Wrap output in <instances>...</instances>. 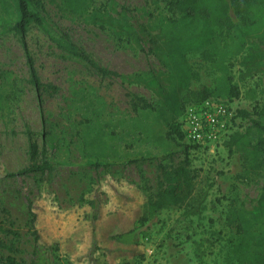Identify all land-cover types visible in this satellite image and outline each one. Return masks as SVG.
<instances>
[{
    "label": "rangeland",
    "instance_id": "374dc122",
    "mask_svg": "<svg viewBox=\"0 0 264 264\" xmlns=\"http://www.w3.org/2000/svg\"><path fill=\"white\" fill-rule=\"evenodd\" d=\"M103 1L94 0V4L99 6ZM172 1L117 0L119 6L128 9L134 24L146 23L149 14L177 17ZM39 5L44 7L53 30L66 33L99 66L126 76L163 70L153 56L118 43L108 30L60 18L47 0H40ZM229 16L234 24L243 21L233 9ZM25 42L38 79L55 85L58 92L51 96L36 91L28 82L27 61L19 38L13 33L0 34V75L9 72L13 78L8 81L0 77V175L19 173L30 166L31 143L37 148L35 161L38 164L44 159L49 161L51 170L14 178L0 176V243L14 246L12 255L25 264H77L45 230L41 231L42 241L35 245L25 226L26 199H34L38 209L63 216L67 211H84L86 208L78 206L80 198L101 191L104 194L101 197H107L105 206L110 207L108 196L117 191L131 194L132 189L144 182L154 185L157 162L134 166L127 164L129 159L173 153L176 163L184 158V147L177 138L173 141L166 137L170 113L146 88L121 78L101 77L66 57L35 26L28 28ZM216 45V51L185 56L194 72L190 90L216 91L226 83L222 65L230 64L232 83L239 87L240 94L229 104L247 112L248 116L236 118V125L244 129L250 121L258 119L255 113L264 95V73L242 80L237 64V39L220 38ZM134 97L145 99L154 109H141ZM196 98L199 97L186 94L182 110L198 104ZM262 155L264 159V149ZM189 158L193 167L199 169L190 202L200 203L199 213L184 214L185 204L171 209L172 221L155 216L145 226H136L122 241L138 244L133 251L142 253L143 258L121 256L113 264H240V255L233 252L230 242L235 236V225L228 215L241 202L259 197L264 186V169L260 176L243 177L240 154L228 157L222 144L213 153L202 149L191 151ZM237 213L244 215L241 211ZM245 216L253 221L247 226L248 232L255 235L264 232V209L259 217L253 218L249 213ZM162 219L167 222L160 225ZM2 229L17 234L6 235ZM63 231L65 235L71 232ZM90 241L88 232L79 236L78 261L89 256L97 264H104L105 256L93 249ZM1 253L9 254L5 248Z\"/></svg>",
    "mask_w": 264,
    "mask_h": 264
},
{
    "label": "trees",
    "instance_id": "16d2710c",
    "mask_svg": "<svg viewBox=\"0 0 264 264\" xmlns=\"http://www.w3.org/2000/svg\"><path fill=\"white\" fill-rule=\"evenodd\" d=\"M47 2L53 6L60 18L108 30L118 43L153 56L163 70L126 76L101 67L78 49L66 33H57L53 30L44 15V7L39 5L40 0H0V34L13 33L19 38L27 61L28 82L34 89L51 96L58 92L55 85L42 83L38 79L25 42V34L30 26L37 27L66 57L76 60L101 77L121 78L149 90L170 113L171 123L166 137L173 141L174 138L182 141L185 156L176 163L173 153L129 159L127 164L134 166L151 161L157 162L154 185L144 182L143 185L132 189L131 194L117 191L116 194H112L113 196H108L110 207L105 206L107 197L103 199L104 194L95 191L90 197L80 198L78 206L86 208L84 211H67L60 216L55 211L38 209L34 199L28 197L25 226L33 236L35 245L42 241L41 231L45 230L44 233L53 242L66 248V253L77 264H97L95 259L89 256H85L82 262L77 259L76 246L79 236L84 232H88L92 248L101 251L105 256L104 264H113L118 257L127 255L142 259V253L133 251L138 244H125L122 241L124 235L132 232L136 226H145L163 210L179 208L186 204L184 214L192 215L198 214L201 208L200 203L199 205L190 203L199 177V169L193 167L189 154L197 150L198 146L184 143L182 124L180 120L176 121L183 114L185 95L199 97L196 98L200 101L198 103L207 99H220L229 104L233 97L240 94L239 87L232 83L230 64L222 65V70L227 74L226 83L216 91L190 90L194 72L185 56L188 53L205 54L216 51V43L220 38H236L239 55L237 64L242 80L253 79L264 73V0H174L172 2L177 17L149 14L147 22L139 24L131 22L128 9L119 6L117 0H104L99 6L94 4V0H47ZM230 9L243 17L240 24L232 23ZM0 77L8 81L13 79L9 72H1ZM134 99L141 109H154L145 99L141 97ZM257 108L255 114L258 119L250 121V125L244 129H239L236 125L237 129L222 143L228 157H232L236 152L240 154L245 178L251 175L260 176L264 169L262 155L264 95ZM235 113L236 118L248 116L243 110H235ZM36 153L37 148L31 143L30 166L19 173H6L0 176L14 178L32 172L50 171L51 163L44 159L38 164L35 161ZM133 194L138 196L133 197ZM263 207L264 186L261 187L257 199L248 203L241 202L238 209L228 215L230 223L235 225V236L230 242L233 252L240 255L238 258L240 264H264V232L258 235L248 232L247 226L253 221L245 216L249 213L253 218L259 217L263 213ZM239 211L244 215L237 213ZM40 226L43 229H39ZM2 230L6 235L17 234L15 231ZM63 230L71 232L65 235ZM2 248L9 254H2ZM13 252L14 246L0 243V264H25L14 257Z\"/></svg>",
    "mask_w": 264,
    "mask_h": 264
},
{
    "label": "built area",
    "instance_id": "2783aa9c",
    "mask_svg": "<svg viewBox=\"0 0 264 264\" xmlns=\"http://www.w3.org/2000/svg\"><path fill=\"white\" fill-rule=\"evenodd\" d=\"M235 110L220 99L187 106L180 118L184 143L213 153L237 129Z\"/></svg>",
    "mask_w": 264,
    "mask_h": 264
},
{
    "label": "crops",
    "instance_id": "0c3cea01",
    "mask_svg": "<svg viewBox=\"0 0 264 264\" xmlns=\"http://www.w3.org/2000/svg\"><path fill=\"white\" fill-rule=\"evenodd\" d=\"M170 212H171V209L163 210L158 215H156V217H159V218L160 217L161 218L168 217V218H166V220L172 221V219H169L171 217V216H169ZM166 220L162 219V221L160 222V225H162L163 222H167Z\"/></svg>",
    "mask_w": 264,
    "mask_h": 264
}]
</instances>
